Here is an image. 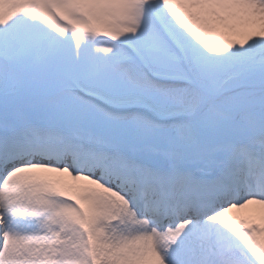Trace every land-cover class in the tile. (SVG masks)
Wrapping results in <instances>:
<instances>
[{
	"label": "snow or ice",
	"instance_id": "obj_1",
	"mask_svg": "<svg viewBox=\"0 0 264 264\" xmlns=\"http://www.w3.org/2000/svg\"><path fill=\"white\" fill-rule=\"evenodd\" d=\"M0 264H264V0H0Z\"/></svg>",
	"mask_w": 264,
	"mask_h": 264
}]
</instances>
